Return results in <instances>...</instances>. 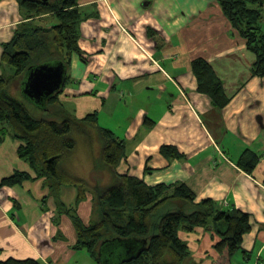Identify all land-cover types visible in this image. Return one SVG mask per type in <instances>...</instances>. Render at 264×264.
Wrapping results in <instances>:
<instances>
[{"label":"crops","instance_id":"crops-1","mask_svg":"<svg viewBox=\"0 0 264 264\" xmlns=\"http://www.w3.org/2000/svg\"><path fill=\"white\" fill-rule=\"evenodd\" d=\"M216 3L78 0L86 15L79 24L80 54L71 55L58 100L77 119L95 113L99 127L124 141L119 174L151 186L184 183L197 200L210 198L248 213L251 228L239 255L227 264H250L252 258L253 264H264V76L252 74L255 54ZM24 17L17 0H0V74H10L1 62L3 44ZM43 18L51 17L35 22ZM196 59L208 62L222 82L224 106L198 90ZM19 144L6 137L0 145V182L15 171L31 176L0 186V260L94 264L86 250L73 248L77 234L71 217L58 213L45 178H33L34 171L17 155ZM162 145L175 147L181 157L167 159ZM248 152L258 156L251 171L239 164ZM105 169L91 185L103 178L112 182ZM75 198L73 185L60 187L64 204ZM76 210L85 224L98 217L89 192ZM178 236L189 250L181 264H218L209 229L179 230Z\"/></svg>","mask_w":264,"mask_h":264},{"label":"trees","instance_id":"trees-1","mask_svg":"<svg viewBox=\"0 0 264 264\" xmlns=\"http://www.w3.org/2000/svg\"><path fill=\"white\" fill-rule=\"evenodd\" d=\"M232 27L245 40L248 50L255 54L252 74L264 76V0H216ZM25 21L13 38L3 44L1 62L14 69L9 76L0 74V145L6 137L20 142L17 155L34 171L36 178H45L49 193L55 197L58 213L68 214L75 226L77 240L73 248L86 250L101 264L102 259L121 264H181L189 254L178 231L195 227L209 229L215 238L212 248L218 253L217 263L227 264L241 248L243 235L251 228L249 214L197 195L184 183L147 185L141 178L119 174L117 167L125 157L124 141L109 129L99 127L95 113L81 119L69 114L59 103L63 86L46 100L31 99L46 117L35 116L27 105L14 96L23 87L27 73L44 63L61 62L66 68L73 53L80 54L79 24L86 18L78 0H17ZM50 16V25L35 19ZM198 90L209 94L218 106L227 98L222 82L203 59L192 61ZM89 126L102 142L103 168L108 169L112 182L105 189L99 184H85L63 167V160L75 148L72 133ZM160 152L167 159L180 158L171 145H162ZM258 156L245 153L239 164L247 171L257 163ZM101 170V169H100ZM31 178L27 172L15 171L3 179L2 185L20 183ZM73 185L75 203L66 205L59 199L62 185ZM91 193L98 213L88 224L79 217L76 206ZM136 241L139 251L124 255L129 243ZM0 264H43L38 259L0 260Z\"/></svg>","mask_w":264,"mask_h":264},{"label":"rangeland","instance_id":"rangeland-1","mask_svg":"<svg viewBox=\"0 0 264 264\" xmlns=\"http://www.w3.org/2000/svg\"><path fill=\"white\" fill-rule=\"evenodd\" d=\"M214 1L216 3V0ZM50 22H52L51 18H43L37 21L38 24L43 25V26L50 25L51 24ZM10 69H11L10 74L9 73L6 74V77L11 82L12 78L9 76H11L14 73V69L12 67ZM13 94L17 98L21 99L35 116L46 117L45 116L46 114H44L41 111V109L37 107L35 103L25 95V93L23 92V87H20L18 90L13 91ZM114 135L115 137H117L116 134ZM72 137L75 141V148L70 153V155L67 156L63 160V164L65 166H68L70 169H73V171L77 172L78 175L80 174L81 176H78L77 174H74V175L76 176V178L78 177L84 178L85 184H87L90 187L89 183H92L90 182L92 179H95V177L105 175L104 171L102 173L100 172V169H102L104 165L102 156H101L102 155L101 139L99 138L96 130L91 129L89 126H83V129L75 130L72 133ZM109 185L110 183L108 179L103 178L101 179V184L98 187V189L99 188L101 190L105 189ZM91 188L92 187H90V189ZM92 190H94V187L92 188ZM70 205H73V204H70ZM237 255H239V253ZM235 258L236 256H234V259ZM253 262H254V258H252V260L250 261V264H253ZM94 264H99V263L94 262ZM101 264H104V262L103 263L101 262Z\"/></svg>","mask_w":264,"mask_h":264},{"label":"water","instance_id":"water-1","mask_svg":"<svg viewBox=\"0 0 264 264\" xmlns=\"http://www.w3.org/2000/svg\"><path fill=\"white\" fill-rule=\"evenodd\" d=\"M65 81V67L61 62L44 63L34 67L27 73L25 83L23 85V92L29 99L35 101L46 100L54 94ZM129 248L124 249V255L134 256L139 251V244L136 241L129 243ZM120 262L109 261L108 258L102 259L104 264H121Z\"/></svg>","mask_w":264,"mask_h":264}]
</instances>
